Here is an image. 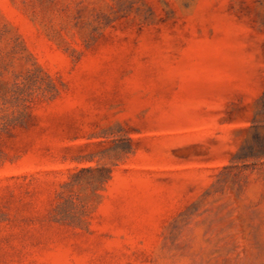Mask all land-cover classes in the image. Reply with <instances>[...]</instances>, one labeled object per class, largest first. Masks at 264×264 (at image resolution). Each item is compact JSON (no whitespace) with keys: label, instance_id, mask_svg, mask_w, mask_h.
I'll return each mask as SVG.
<instances>
[{"label":"rangeland","instance_id":"rangeland-1","mask_svg":"<svg viewBox=\"0 0 264 264\" xmlns=\"http://www.w3.org/2000/svg\"><path fill=\"white\" fill-rule=\"evenodd\" d=\"M0 264H264V0H0Z\"/></svg>","mask_w":264,"mask_h":264}]
</instances>
